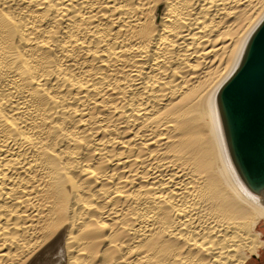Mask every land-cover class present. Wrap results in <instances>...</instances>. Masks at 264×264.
Instances as JSON below:
<instances>
[{"label":"bare ground","instance_id":"1","mask_svg":"<svg viewBox=\"0 0 264 264\" xmlns=\"http://www.w3.org/2000/svg\"><path fill=\"white\" fill-rule=\"evenodd\" d=\"M263 18L264 0H0V264H255L264 195L216 95Z\"/></svg>","mask_w":264,"mask_h":264},{"label":"water","instance_id":"2","mask_svg":"<svg viewBox=\"0 0 264 264\" xmlns=\"http://www.w3.org/2000/svg\"><path fill=\"white\" fill-rule=\"evenodd\" d=\"M216 103L230 159L253 194L264 195V18Z\"/></svg>","mask_w":264,"mask_h":264},{"label":"rangeland","instance_id":"3","mask_svg":"<svg viewBox=\"0 0 264 264\" xmlns=\"http://www.w3.org/2000/svg\"><path fill=\"white\" fill-rule=\"evenodd\" d=\"M263 230H264V228H262ZM260 255V257H259V259H256V263L255 264H264V252L263 253H260L259 254Z\"/></svg>","mask_w":264,"mask_h":264}]
</instances>
